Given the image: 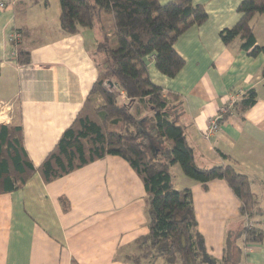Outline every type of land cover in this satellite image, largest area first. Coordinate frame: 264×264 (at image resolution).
<instances>
[{"label": "crops", "instance_id": "0c3cea01", "mask_svg": "<svg viewBox=\"0 0 264 264\" xmlns=\"http://www.w3.org/2000/svg\"><path fill=\"white\" fill-rule=\"evenodd\" d=\"M193 1L205 7L208 17L175 42L184 67L170 78L150 59V77L167 98L178 99L180 110L173 118L184 127L197 165L223 164L221 152L232 157L252 178L264 212V51L251 56L239 39L226 44L220 36L240 20L242 0ZM102 18L110 22L109 15ZM254 34L264 47V13L255 20ZM101 39L99 25L64 32L59 0H0V124L22 125L35 165L73 123L98 79L101 55L105 61L98 50ZM19 43L30 51L28 64L17 61ZM249 90L257 93L255 104L243 111L231 109V95ZM226 107L230 110L224 116ZM213 118L219 130L206 138ZM175 175L177 188L193 192L198 229L217 263L264 264V236L260 243L239 237L241 201L228 183L216 179L202 184L184 173ZM261 220L264 227V215ZM148 232L146 188L119 155L51 182L36 173L23 187L0 193V264H129L135 240Z\"/></svg>", "mask_w": 264, "mask_h": 264}, {"label": "trees", "instance_id": "16d2710c", "mask_svg": "<svg viewBox=\"0 0 264 264\" xmlns=\"http://www.w3.org/2000/svg\"><path fill=\"white\" fill-rule=\"evenodd\" d=\"M59 2L64 32L101 27L103 40L98 50L105 56V65L77 117L39 165L26 150L22 125L0 124V193L23 187L36 173L51 182L108 155H119L142 179L147 193L149 232L135 240V251L127 255V262L155 264L162 259L166 264H218L198 229L191 188L174 185L172 167L179 165L185 175L202 184L225 180L241 201L244 225L239 237L247 243L262 242L264 212L257 204L252 178L223 152V164L209 168L197 165L184 127L173 118L170 98L148 71L147 61L153 59L159 72L170 78L177 76L186 61L175 42L188 28L207 19L205 7L193 0ZM238 11L240 20L223 29L220 36L226 44L239 39L242 50L258 56L264 47L257 43L254 25L257 16L264 13V0H242ZM106 14L110 16L108 26L102 18ZM15 53L18 63L30 62V51L22 44L15 46ZM96 96L101 104L95 102ZM256 100L254 90L243 92L231 109L243 111ZM135 102L138 116L132 111ZM141 103L151 109L149 118L140 116ZM228 108L222 111L224 116ZM157 149H161L160 156Z\"/></svg>", "mask_w": 264, "mask_h": 264}, {"label": "rangeland", "instance_id": "374dc122", "mask_svg": "<svg viewBox=\"0 0 264 264\" xmlns=\"http://www.w3.org/2000/svg\"><path fill=\"white\" fill-rule=\"evenodd\" d=\"M104 24H105V26H108L111 23H109V21H106L105 20L104 21ZM102 40H103V37H102ZM99 61L101 63V69H102V67L105 65V61L102 60V55L100 56ZM95 102L97 104H101L102 100L99 97L96 96L95 97ZM139 109H140V116H143L144 117L146 115H149V117H150L152 115L151 109L149 107H146L143 103L142 104H139ZM170 109H171L172 113L173 112L174 113H177V111L180 110V105L178 103V99L177 98L170 97ZM137 110H138V104H136V105L133 106V112H134L135 115L138 116V111ZM145 129L147 130V132L151 133V130H150L148 124H146ZM176 167H177V169H180V170L178 171L175 168H173V172L172 173H173V177L174 178L176 177L175 174L184 173L179 165H176ZM190 179H192V178H190ZM178 182H179V184H181V181L179 179H178ZM162 263H163V260L162 259H159L158 264H162Z\"/></svg>", "mask_w": 264, "mask_h": 264}, {"label": "built area", "instance_id": "2783aa9c", "mask_svg": "<svg viewBox=\"0 0 264 264\" xmlns=\"http://www.w3.org/2000/svg\"><path fill=\"white\" fill-rule=\"evenodd\" d=\"M16 36H17V34H16ZM14 39H15V36H14ZM241 94H242V92L234 93L233 95H231V99H230L231 105L236 101V99L239 98V96ZM120 95H122L123 97H126L125 93L123 91L120 93ZM225 110H226V108L223 109V111H225ZM219 127H220V125L218 123V119L217 118H213L210 121L209 128H208V130L205 133V137L209 138V137L213 136L219 130Z\"/></svg>", "mask_w": 264, "mask_h": 264}]
</instances>
